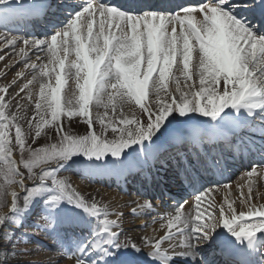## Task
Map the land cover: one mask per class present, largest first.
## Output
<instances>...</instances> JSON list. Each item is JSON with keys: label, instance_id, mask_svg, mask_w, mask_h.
I'll use <instances>...</instances> for the list:
<instances>
[{"label": "snow or ice", "instance_id": "snow-or-ice-1", "mask_svg": "<svg viewBox=\"0 0 264 264\" xmlns=\"http://www.w3.org/2000/svg\"><path fill=\"white\" fill-rule=\"evenodd\" d=\"M0 6V24L48 18L53 30L45 39L0 33V45H20L16 55L24 61L0 86V207L8 206L7 214L0 213V240L5 245L20 242L13 229L39 206L57 247L74 264H264V204L251 203V195L244 201L242 193L239 212L227 199L226 207L205 203L219 187L212 177L230 166L227 157L258 151L264 160V0H201L197 5L77 0L66 6L72 11L64 20L54 12L49 18L48 0H0ZM33 48L47 51L46 63L39 56L29 62ZM21 78L26 82L8 97ZM37 81L34 94L31 86ZM69 81L74 90L65 98ZM21 93L33 108L27 132L19 123L25 106L17 101V111H11ZM133 102L145 119L123 115L124 105ZM93 106L104 109L95 120ZM117 107L121 114L114 118ZM76 117L86 124L85 134L65 131L64 119ZM244 132L259 136V144L245 141ZM44 135L48 142L34 147ZM155 159L177 163L194 200L188 215L182 211L188 202L178 203L174 215L167 216L169 231L155 241L142 238L143 246L120 241L123 213L89 202L59 175L76 164L81 175L132 174ZM257 167L245 175L251 179ZM259 167L264 169V163ZM139 207L154 206L146 200ZM165 241L168 249L162 248ZM14 254L3 252L5 258Z\"/></svg>", "mask_w": 264, "mask_h": 264}, {"label": "rangeland", "instance_id": "rangeland-1", "mask_svg": "<svg viewBox=\"0 0 264 264\" xmlns=\"http://www.w3.org/2000/svg\"><path fill=\"white\" fill-rule=\"evenodd\" d=\"M8 36H11V35H8ZM29 39H33V38H29ZM19 46L20 45H18L16 47L17 50H18ZM11 50L14 51L15 49L12 48ZM39 52H40V55H42V53H41L42 51H39ZM39 52L30 53L29 54V58H30L29 62H31V61L34 62V60H35L34 58H35L36 55L39 54ZM6 53H2V54L4 55ZM2 54L0 53V55H2ZM16 63L12 64V68H8L6 70V72H8L7 75L13 74L16 69L18 70L19 67L24 64V61H22V64L18 63L17 67H13ZM3 73H5V72H3ZM31 76H32V73H31L30 70H28V74H26V77H29L28 79H31ZM4 84H7V82H5L1 78L0 79V86H2ZM170 84H172V83L170 82ZM172 85L175 86L174 84H172ZM181 85H183V84H181ZM172 91H173V89H172ZM11 93H12V90H9V92L7 93V96L8 97H13L15 95V94H12V96H10ZM151 95L152 94H150V97H151ZM21 100H22V98L18 99V97H16V99L12 101L11 111H14V112L17 111V109L15 107L17 101H19V103L21 105L25 106L26 110L22 109L21 112H20V114L22 116H24L25 119L24 120H20L19 123H21L24 126V130L27 132L28 129H27L25 121H26L27 118H30L32 116L33 108H32L31 105L28 104V102L26 100H24V101H26V104H22L23 101H21ZM132 106H133V108H132ZM91 111H92V118H93V120H95L96 114L97 113L103 114L104 109L102 107L101 108H97V107L93 106ZM226 111H228V110H226ZM120 114H121V109L119 107H117V110H116L114 118H119ZM123 115L127 116L128 118L135 117L136 119H141V120L145 119L141 115V109L138 106H136L134 104V102L132 104H128V106H124L123 107ZM108 116H113V113H112L111 109H109ZM107 119H108V117H105V121L106 122H107ZM205 119H207V118L197 116V120L198 121L199 120H205ZM63 123H64L65 131H70L72 134H85L86 131H87L86 124H84L79 117L73 118L70 122L67 120V118H65ZM94 130L96 132H98V133L101 132L100 125L99 124H95L94 125ZM46 131H47L48 135H51L53 137V139L55 138L54 130L48 129ZM107 135H108V138H112V134H111L110 131L107 133ZM46 142H48V138H47V135H44L41 138H39V140L37 141V144L33 145V146L34 147L35 146H40V145H43ZM126 151H128V150H126ZM15 158H18V154H17V156ZM77 166L80 167V169H82L81 166L78 165V164L72 165L71 167H77ZM71 167L69 169H67V170H62L59 173V175L61 177L65 178V179H67L72 185H75L76 180H74V179L72 180L71 177H73V176L75 177V176H79V175H74L73 171H71ZM263 172H264V169H261L260 167H258L257 168V173L254 174V176L251 179H249L247 177L249 179V181L251 182V183L249 182L250 184H253V181L259 177V180H258L259 185L255 186V187H251L253 189L251 191V193H250V195H252L251 196L252 199H256L255 196H259V195H260L259 197H261V198L264 197V176H262ZM240 174L239 175L241 176V178H240L241 181L239 179L235 183H231V184L227 183V185H228L227 188H225L224 185L223 186L221 185V187L219 186L216 190L217 191L219 190L220 193H222V194L229 195L227 197L228 200L233 199L234 194H236L238 196L241 192L236 191V186L244 184V182L242 180V175L245 174V171L241 172ZM246 182H248V180H246ZM83 186L88 187L90 185H83ZM93 186L96 187V185H93ZM97 187H102V189H104V191H107V192L109 191V189L106 186H104V185L103 186L98 185ZM115 194H116V196H119L122 199L126 198V196L128 195V194L124 195L121 192H116ZM215 194L216 193H212L211 196L207 197L205 203L209 204V201L210 200L212 201V199H213ZM247 198H248V196L244 199V201H247ZM138 200L145 201V200H142V198H138ZM94 201L97 202V204L99 206H103V207H107L108 205H111V202H107V201H103V202L101 200H94ZM89 202H92V201H89ZM212 202L214 203L215 206L220 205V203L216 204L217 203L216 199H213ZM240 203H242V200H241V202H239V203L234 205V207L236 208L237 212L242 210V208L244 206L243 203L242 204H240ZM9 206H10V202H9ZM129 206H130L129 207L130 211H132V209H134V208L137 211H136L135 215L132 214V216H133L132 219H131L132 227L131 228H122V229H125V231H127V230H137V231L144 230L143 228L146 226L148 218L146 217V215H139L138 214L140 212L138 204L135 203V204L131 205V203H130ZM111 207L114 208L113 206H111ZM109 212L115 213V211H110V210H109ZM0 213L7 214L8 213V206H6L5 208L4 207H0ZM38 217L39 218H38L37 224L35 223V224H31L30 226H26V224L23 223V225L18 228V231H14L15 232V237L19 238L20 242L15 243V247H13L12 244H8L6 246V251L9 252V253L15 252V254L14 255H9V256H7L5 258L4 255H3V252L5 250L2 249V252H0V264H41V261L45 260L43 258V254H45V253L47 254V253L52 252V250L47 249V247H48L47 244L41 245L40 243H41V241H51V242H55L56 243L55 233L52 234L50 229L47 228V221L45 219L41 218L39 214H38ZM109 218L110 219H116L115 215H111ZM142 220H144V221H142ZM140 221L143 222V223L140 224L139 223ZM157 223H160V222H157ZM37 225H39V226H37ZM19 231H21L22 233H20ZM118 231H119V229H118ZM125 231L122 232L123 234L120 236V241L121 242L122 241L124 242V241L130 239L129 237H126ZM44 234H45V236H44ZM167 243H168V241L163 242L162 248H164L163 246L165 244H167ZM168 248H169V245L166 246V249H168ZM57 250H59V249L57 248V249H54L53 251L56 252ZM59 254H61L60 251H59ZM64 259L65 258H63L61 261L57 260L53 264H61ZM49 264H52V263H49Z\"/></svg>", "mask_w": 264, "mask_h": 264}, {"label": "bare ground", "instance_id": "bare-ground-1", "mask_svg": "<svg viewBox=\"0 0 264 264\" xmlns=\"http://www.w3.org/2000/svg\"><path fill=\"white\" fill-rule=\"evenodd\" d=\"M70 1H72L73 4L77 3L76 1L73 2V0H70ZM12 48L13 47H11V46L5 47V46L0 45V53L2 54V53H6L7 52L4 55L2 54V56H4V60H0V79L2 78L7 83H9L13 79L15 74L18 71H20L23 68V65H24V64L21 65L18 70L16 69L13 74L7 75L8 72H6V70L8 68H12V64L17 62L13 66V67H17V64L18 63L22 64V61H23V60H21L20 57H18L16 55V52L18 50L15 49L14 51H12L11 50ZM39 51L40 50H37V49H34V48L30 49V50H28V56H29L30 53H35V52H39ZM41 53H42V55H40V52H39V54L35 56L34 62H36L37 56L41 57V61L40 62H42V63H46L47 62V59H48L47 51L45 50V51H42ZM74 58H75L74 54L69 57V59H74ZM31 62H33V61H31ZM6 65H7V67H6ZM3 72H5L7 76L4 75ZM26 74H28V70H26ZM176 75L179 76V73L177 72ZM27 78H29V77H27ZM25 82H26L25 79H22V78L18 79V83L16 84V86L12 87L10 89V90H12V93L10 94V96H12V94H16L18 89H19V87ZM183 82H184L183 78H181V84H183ZM38 87H39V82L38 81L31 86L32 91H33L34 94L38 91ZM170 88H172L173 91L175 90V86H173L172 84H170ZM72 90H74V82L73 81H69L68 84L66 85L65 90L62 93V95H64L65 98H67V97L71 96ZM23 96H24V94L21 93L20 96L18 97V99H21V97H23ZM34 99H35V95H33V100ZM149 100L151 102H154L155 101V95L152 94L151 97H149ZM21 101H23L22 104H26V101H24V99H22ZM124 106H128V104H126ZM132 108H133V106H132ZM257 155H258V157L261 156L260 153H257ZM250 156L253 157V154H250ZM78 169H80V167H78V166L77 167H71V171H77ZM262 176H264V172L262 173ZM74 178H75L74 176L71 177L72 180ZM74 180H76V179H74ZM242 180H243L244 184L243 185H237L236 186V191H239V192H241L243 194V200H244L247 196L250 195L249 187H248V184H249L250 181H249V179L247 178L246 175L242 176ZM246 180H248L247 183H246ZM258 180H259V177L253 181V184H251V187H255V186L259 185ZM87 181L88 180H83V178H80L78 181H76L77 183H75V185H72V186L76 190L81 192V194L85 198H87L89 201L101 200L102 202L103 201L111 202V205H108L107 209L110 210V211L123 213V216L120 218V222L123 223V225H121V226H123V228H131L132 227L131 219H132L133 216H132V211H130V208H129L130 206L129 205H130L131 202H135L136 198L135 197H131V198L122 199L119 196H116L115 191H113V190L107 192V191H104V189H102V187H97V186L95 187L93 185H90L88 187L83 186V185H85V183H87ZM13 188H15V190H16L15 186H13ZM172 188H174V187H172ZM11 190L12 189H9V191H11ZM252 190L253 189L251 188V191ZM241 193L238 196L236 194H234L233 199L228 200L227 197L229 195L220 194V191L218 190L216 192V194L214 195V198L217 200L216 204H219V203L220 204H225V199H227L228 202H232L233 201L234 205H235V204L241 202V200H242ZM259 196H255L256 199H251L250 202L253 203V204H257V205L264 204V202H263L264 201V197L261 198ZM156 204H159V203L156 202ZM191 204L192 203L188 204L186 206V208L183 210L186 215L191 213V208H190ZM240 204H242V203H240ZM111 206H113L114 208H112ZM101 207H103V206H101ZM225 207H226V204H225ZM139 211L142 214H146L147 213L146 214V216H147V215H149L148 212L150 210L149 209L148 210L147 209H142V208L139 207ZM168 212L171 213V212H173V210H169V211H167V213ZM166 221H167V217L165 218V220L162 221L161 224L149 221L148 222V226H147L148 228H145L144 231L143 230L142 231H137V230H127V231H125V229L124 230L122 229V232L125 231L126 237L130 238L129 240H131V241L135 242L136 244L140 245V244H142V238L147 237V238H151V239H153V241H155L156 239H159L161 236H163L165 234L166 230H169L166 227V224H167V223H165ZM172 231H175V229H173ZM44 236H45V234H44ZM173 243H176V241L174 240ZM40 244L41 245L47 244L48 245L47 249L52 250V252H50V253L43 254V258L45 260L41 261V264H49V263L53 264L57 260L61 261V256L59 254V251L58 250L56 252L53 251L54 249H57V245L56 244H54L51 241H46V242L42 241ZM168 244H169V242H168ZM61 264H74V262H73V260H70V259H64Z\"/></svg>", "mask_w": 264, "mask_h": 264}]
</instances>
